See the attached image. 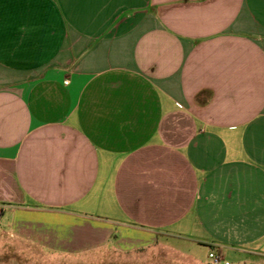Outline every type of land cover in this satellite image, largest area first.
<instances>
[{
    "label": "crops",
    "instance_id": "crops-1",
    "mask_svg": "<svg viewBox=\"0 0 264 264\" xmlns=\"http://www.w3.org/2000/svg\"><path fill=\"white\" fill-rule=\"evenodd\" d=\"M0 231L264 257V0H0Z\"/></svg>",
    "mask_w": 264,
    "mask_h": 264
},
{
    "label": "rangeland",
    "instance_id": "rangeland-1",
    "mask_svg": "<svg viewBox=\"0 0 264 264\" xmlns=\"http://www.w3.org/2000/svg\"><path fill=\"white\" fill-rule=\"evenodd\" d=\"M23 239L25 237L21 235L0 233V264H209L207 248L185 239L176 242L178 250L167 246H151L134 251L109 245L106 246L109 253H105L103 248L94 247L60 251L38 247L33 241ZM191 255L196 257L193 259ZM255 256L249 262L232 264H264V257Z\"/></svg>",
    "mask_w": 264,
    "mask_h": 264
},
{
    "label": "built area",
    "instance_id": "built-area-1",
    "mask_svg": "<svg viewBox=\"0 0 264 264\" xmlns=\"http://www.w3.org/2000/svg\"><path fill=\"white\" fill-rule=\"evenodd\" d=\"M0 233H5L4 231H0ZM10 236H13L11 233H9ZM207 258L209 261V264H222L223 257L221 254L216 252L215 250H209L207 254Z\"/></svg>",
    "mask_w": 264,
    "mask_h": 264
}]
</instances>
